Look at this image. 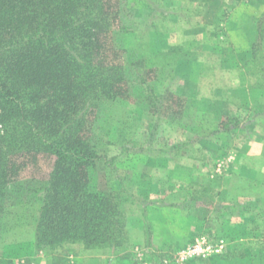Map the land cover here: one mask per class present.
Returning a JSON list of instances; mask_svg holds the SVG:
<instances>
[{"label":"rangeland","instance_id":"374dc122","mask_svg":"<svg viewBox=\"0 0 264 264\" xmlns=\"http://www.w3.org/2000/svg\"><path fill=\"white\" fill-rule=\"evenodd\" d=\"M117 7L119 29L95 36L105 59L121 51L134 62L129 95L91 116L98 157L88 176L123 204V246L56 238L39 249L40 206L24 197L0 218V264H264V76L249 62L259 18L264 51V0ZM16 161L27 164L18 182L30 186L53 164Z\"/></svg>","mask_w":264,"mask_h":264},{"label":"trees","instance_id":"16d2710c","mask_svg":"<svg viewBox=\"0 0 264 264\" xmlns=\"http://www.w3.org/2000/svg\"><path fill=\"white\" fill-rule=\"evenodd\" d=\"M117 2L0 0V218L21 198L37 202L39 249H53L56 238L88 249L123 246V204L88 176L98 157L91 116L129 95L125 66L134 62L121 51L105 59L95 36L119 29ZM261 21L249 62L264 76V60L256 63L264 59ZM41 155L53 158L47 178L19 183L27 164L16 159Z\"/></svg>","mask_w":264,"mask_h":264},{"label":"built area","instance_id":"2783aa9c","mask_svg":"<svg viewBox=\"0 0 264 264\" xmlns=\"http://www.w3.org/2000/svg\"><path fill=\"white\" fill-rule=\"evenodd\" d=\"M196 248H198V247H194L191 251L192 252H195L196 251Z\"/></svg>","mask_w":264,"mask_h":264}]
</instances>
